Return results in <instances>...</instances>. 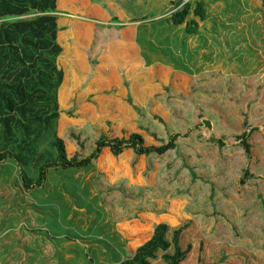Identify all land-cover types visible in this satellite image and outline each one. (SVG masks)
I'll use <instances>...</instances> for the list:
<instances>
[{"label":"rangeland","instance_id":"obj_1","mask_svg":"<svg viewBox=\"0 0 264 264\" xmlns=\"http://www.w3.org/2000/svg\"><path fill=\"white\" fill-rule=\"evenodd\" d=\"M188 1L191 12L176 26L179 0H108L103 8H116L104 15L92 2L86 9L61 0L58 64L67 76L58 133L70 157H90L104 138L138 133L162 145L195 135L161 156L105 149L93 168H49L39 187L35 163L53 154L51 138L23 167L29 189L16 163L1 162L0 235L15 239L0 264H114L161 225L185 222L194 226L186 243L193 251L181 264H264V0ZM199 2L205 19L195 13ZM113 16L124 28L114 29ZM192 21L197 32L188 35ZM198 130H253L249 159L244 144L232 149L241 141L200 144Z\"/></svg>","mask_w":264,"mask_h":264},{"label":"trees","instance_id":"obj_2","mask_svg":"<svg viewBox=\"0 0 264 264\" xmlns=\"http://www.w3.org/2000/svg\"><path fill=\"white\" fill-rule=\"evenodd\" d=\"M77 1L84 3L86 9H91V2L98 5L97 13L103 15L111 14L116 8L115 4L110 8H103L102 3L108 0ZM60 2L61 0H0V163L7 160L16 163L22 183L29 189L34 184L24 174L23 167L28 168L40 145L51 138L54 140L50 146L55 153L46 151L35 163L40 164L37 165L40 169L39 178L35 180L39 187L47 181L49 168L58 167L59 174L79 168H93L105 149H109L114 157L126 150H133L140 157L161 156L176 150L182 137L193 140L194 130L185 135H173L162 145H148L142 134L135 133L122 139L100 140L96 150L88 158L83 159L79 155L70 157L66 141L58 133L61 92L67 76L66 69L60 68L58 64L63 50L58 42V34L65 30L60 28L61 18L57 12ZM177 8L170 17L176 26L183 24L189 16L191 1L182 3L179 0ZM195 13L205 19L202 2L198 3ZM111 19L114 29L124 28L119 17L113 16ZM99 28L104 29L106 26ZM186 32L188 35H195L197 24L194 21L188 23ZM204 125L208 131L212 129L210 120L205 121ZM252 131L234 134L232 137H217L215 134L209 136L199 131L198 138L200 144L225 145L231 139L232 142L241 141V145L233 146L232 149L242 148L244 144L249 159ZM251 176L253 174L247 170L246 177ZM250 180L244 178L241 183L246 185ZM190 226L194 227L188 222L176 228L161 225L156 229L151 242L132 257L125 253L126 258L114 264H181L193 251L186 244Z\"/></svg>","mask_w":264,"mask_h":264},{"label":"crops","instance_id":"obj_3","mask_svg":"<svg viewBox=\"0 0 264 264\" xmlns=\"http://www.w3.org/2000/svg\"><path fill=\"white\" fill-rule=\"evenodd\" d=\"M4 227H7L6 225L5 226H3L2 228H4ZM8 231V230H7ZM15 239V236H10V235H8V236H6V235H4V234H1L0 235V241L1 242H3V245L0 247V251H5V250H7V248L9 247L7 244H9V243H11L10 244V246L13 244V240ZM51 244V243H50ZM52 245V244H51ZM53 246V245H52ZM23 250H25L24 249V246H23Z\"/></svg>","mask_w":264,"mask_h":264}]
</instances>
